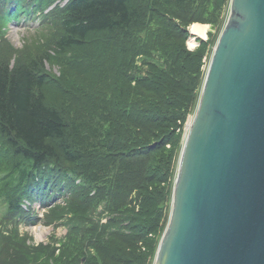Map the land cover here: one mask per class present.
Returning <instances> with one entry per match:
<instances>
[{
	"label": "trees",
	"instance_id": "1",
	"mask_svg": "<svg viewBox=\"0 0 264 264\" xmlns=\"http://www.w3.org/2000/svg\"><path fill=\"white\" fill-rule=\"evenodd\" d=\"M219 1L0 0L1 227L37 224L24 201L68 196V242L52 264H150L169 218L173 145L204 79L207 43L189 51L185 29L214 23ZM34 19L51 47L28 61L6 35ZM52 57L59 76L45 71ZM17 237L0 233V264H32Z\"/></svg>",
	"mask_w": 264,
	"mask_h": 264
},
{
	"label": "water",
	"instance_id": "2",
	"mask_svg": "<svg viewBox=\"0 0 264 264\" xmlns=\"http://www.w3.org/2000/svg\"><path fill=\"white\" fill-rule=\"evenodd\" d=\"M153 264H264V0H230Z\"/></svg>",
	"mask_w": 264,
	"mask_h": 264
},
{
	"label": "rangeland",
	"instance_id": "3",
	"mask_svg": "<svg viewBox=\"0 0 264 264\" xmlns=\"http://www.w3.org/2000/svg\"><path fill=\"white\" fill-rule=\"evenodd\" d=\"M229 1L230 0H227L226 3H224V0H222L221 4L219 1V4L217 5L216 8V12H214L213 15L211 16V19L212 18L216 19L214 23H203V24L194 23L201 26H206L207 30L205 31V34L203 36L196 35L191 32L190 29L193 24H190L185 29L188 34L185 44L189 51H193L196 48H198L200 45V41H204L205 43H207L205 49V55L203 56L202 59L203 62L202 72L204 73V76L211 55L213 53V49L216 45V42L220 36V33L227 19L229 12V3H230ZM214 15L216 16L214 17ZM39 20L40 19L29 20L26 22L21 21L18 24L11 23L8 26V31L6 35L7 40L14 46V49L17 50V52L20 53L28 61H34V60L37 61L38 57L42 53L50 49L51 47L49 37L52 31L50 33L48 32L49 29L43 31H37L36 29L39 25ZM51 61L54 62V64H51L49 62L45 63V71L48 74H50L51 77L59 76L61 72L59 61L54 59L53 57L51 58ZM194 113L195 111L192 114H190L186 119L182 131H180L179 133V135H181L180 140L177 142L176 145H173V149H174L173 153L177 155V161H175L176 163L175 176L172 183V190L177 173V166H178L180 152L183 146L185 135L188 131V126L190 125ZM166 148L169 149L170 146H167ZM57 185H60L61 187L62 183ZM59 190L61 191V189ZM55 193L57 195L60 194L57 189ZM61 193H63V191H61ZM67 197L65 198L59 197L56 200H53L54 202L51 201L48 204L47 210L45 211H43L44 210L43 205L41 204L40 201H34L32 203L33 205L31 206L28 203L22 202L23 203L22 209L25 211V213H27L31 217L37 218L38 219L37 224L29 225V224H23L20 221H16L13 224L10 222L3 227L0 226V233H7L13 230L14 232L17 231L19 237H17L16 241L19 242V244L14 240L13 245H15V247L17 248L19 247V245L21 246L22 244L28 247V251L30 253V257L28 259L29 263L44 264V262L46 261L48 264H52L55 257L59 254L58 249L63 246L66 247L69 237V235H67L68 234L67 231L69 228L68 220L70 219L69 209L73 210L72 207L69 206L65 207L64 202L66 201ZM66 202L69 203L68 200ZM58 203H60L63 206L55 208L54 210H49L50 208L56 206ZM24 205L32 209L27 210L24 208ZM104 221L105 219L103 218L101 222ZM163 232L161 233L160 237H158L159 239L158 242L156 243L153 259H151L150 264H153L154 262L156 250L161 240ZM46 247L48 248V250L45 251ZM50 248L51 249L55 248L56 250L52 253ZM145 248H146L145 246L140 244L139 248L132 251L134 253H139L138 250L142 252L145 250ZM33 249H37V250L33 252L32 251ZM38 249L41 250L38 251Z\"/></svg>",
	"mask_w": 264,
	"mask_h": 264
},
{
	"label": "bare ground",
	"instance_id": "4",
	"mask_svg": "<svg viewBox=\"0 0 264 264\" xmlns=\"http://www.w3.org/2000/svg\"><path fill=\"white\" fill-rule=\"evenodd\" d=\"M191 32L196 34V35H204L205 34V31L207 30L206 26H201V25H198V24H193L191 26ZM191 123V122H190Z\"/></svg>",
	"mask_w": 264,
	"mask_h": 264
}]
</instances>
